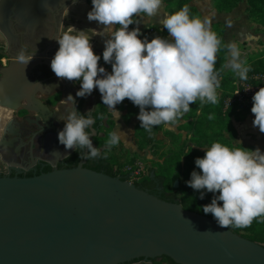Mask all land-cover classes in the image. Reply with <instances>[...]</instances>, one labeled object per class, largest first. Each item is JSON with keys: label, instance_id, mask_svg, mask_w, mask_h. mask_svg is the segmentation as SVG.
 Listing matches in <instances>:
<instances>
[{"label": "water", "instance_id": "water-1", "mask_svg": "<svg viewBox=\"0 0 264 264\" xmlns=\"http://www.w3.org/2000/svg\"><path fill=\"white\" fill-rule=\"evenodd\" d=\"M82 2L89 4L0 0V34L9 59L0 66V106L49 112L36 96L41 83L31 76L38 65H51L59 44L24 65L17 62L18 40L34 45L56 18L60 33L65 8ZM85 162L32 177H0V264H128L141 258L148 264L162 256L177 264H264V244Z\"/></svg>", "mask_w": 264, "mask_h": 264}, {"label": "clouds", "instance_id": "clouds-1", "mask_svg": "<svg viewBox=\"0 0 264 264\" xmlns=\"http://www.w3.org/2000/svg\"><path fill=\"white\" fill-rule=\"evenodd\" d=\"M91 2L88 20L103 25V30L70 25L65 26L63 33L46 36L59 44L51 69L58 78L80 81L76 96L85 97L98 88L102 104L115 110L127 98L139 107L140 128L149 131L162 123H174L198 98L202 102H217L219 80L214 66L221 41L206 27V21L190 18L187 5L161 21L171 39L154 36L148 40L140 38L138 27L129 30V26L137 14L155 16L162 0ZM96 35L104 38L102 56L105 63L111 64V72L98 65L101 57L90 43ZM227 47L230 59L226 67L246 80L249 68L240 60L239 48L234 43ZM35 52L36 49L28 57L19 53L17 62L27 65ZM68 98L75 105L74 98ZM252 102L253 127L264 133V86L254 93ZM90 113L91 110L81 114L74 106L61 117L64 128L58 132V140L65 149H80L83 159L101 155L86 131L94 124ZM123 135V131L111 133L106 147L118 145ZM195 164L200 172L193 170L186 183L200 192L201 199L205 191L213 193L211 203L203 205V212L212 214L220 227L246 228L253 219L264 216V152L259 147L230 148L215 142L205 148V155L197 157Z\"/></svg>", "mask_w": 264, "mask_h": 264}, {"label": "trees", "instance_id": "trees-1", "mask_svg": "<svg viewBox=\"0 0 264 264\" xmlns=\"http://www.w3.org/2000/svg\"><path fill=\"white\" fill-rule=\"evenodd\" d=\"M241 0H215L216 9L219 12H230L238 7ZM249 7V16L264 25V0H246ZM90 4V0H87ZM166 9L173 14L183 8L185 5L189 7V16L200 18L202 21L203 17L198 8L192 4V0H164ZM118 28V27H117ZM224 26L221 21L214 24V33L221 41L219 49L216 53L215 71L218 74L219 86L217 92V102L215 104L204 101L202 106H197L196 110L200 111V116L196 120L190 122L187 129H194L196 135L192 137L196 147L189 146L186 150H179L171 153L168 156H164L161 152L157 157L158 170L155 172V178L148 176L143 178L139 182H134L139 188L145 189L146 187H154L158 182L164 196H158L164 200L170 202H179L182 206L190 211L204 214L211 218H214L212 214H205L203 212V205L211 203L213 193L205 191L203 199L200 198V192L194 190L186 181L191 179V173L193 170L200 172L195 164L197 157H203L205 155V148L211 147L215 142H219L230 148H248L249 146L237 142L238 130L234 125L233 118L239 115V104L228 103V99L234 96V92L240 87L242 82L248 83H259L264 86V55L262 57L253 60L249 64L251 70L247 73V79H240L236 73L226 67L228 57V47L224 37ZM158 36L168 39L167 30L163 27L159 29ZM153 37L149 38L151 40ZM6 57L5 54L0 53V60ZM103 57V56H102ZM248 64V65H249ZM1 65V63H0ZM250 68V66L248 67ZM220 92L218 93V91ZM129 100V99H127ZM198 105V104H197ZM192 105L189 106V109ZM132 114H139V107H130ZM186 113V112H184ZM182 113L181 115H183ZM212 117L209 119V117ZM107 118V119H106ZM110 118V112L106 105L102 104V99L99 101L98 110L96 113V119L102 122V127L105 121ZM192 119V118H191ZM113 123V122H112ZM152 127L151 131L144 128H140V121L136 123V133L133 137V144L137 149L143 150L146 146L154 147L156 144L162 145L164 135L170 137L172 140L177 138L175 132L171 130H165L164 125ZM217 125V127H215ZM215 127V131L212 134H208L207 131ZM99 128V123L98 127ZM122 151L125 153L126 150L122 147ZM90 162L94 165H89L88 168L98 172H104L111 176L121 177L123 180H129V172H125L122 167L116 163L115 157L111 154H107L106 148L103 153V158L99 160L90 159ZM184 165V168L182 166ZM115 167L117 169L115 170ZM179 181V189H175V182ZM146 190V189H145ZM181 192V197L178 198L177 191ZM218 194V193H217ZM222 203V202H220ZM234 232L253 240L255 242L264 244V216H258L253 219L250 226L246 228H235L230 227ZM142 260L135 259L131 262ZM152 264H177L168 256H162L160 258L152 259Z\"/></svg>", "mask_w": 264, "mask_h": 264}, {"label": "flooded vegetation", "instance_id": "flooded-vegetation-1", "mask_svg": "<svg viewBox=\"0 0 264 264\" xmlns=\"http://www.w3.org/2000/svg\"><path fill=\"white\" fill-rule=\"evenodd\" d=\"M58 20L56 18L53 28L46 36L54 37L58 34ZM55 41V38L45 37L37 40L34 45L26 46L24 38L20 37L17 52H26L30 56L36 49L34 54V59H36L46 50L49 53V47ZM4 43L6 45L5 38ZM0 50L6 56L0 60V66L7 65L9 59L5 46L3 49L0 46ZM4 60L6 62H3ZM31 78L35 83H41L36 96L49 108V112L35 115L34 112L20 108L15 111L10 110L9 118L0 119V177H32L54 170L73 168L84 160H86L84 167L94 165L90 159L80 157V149H65L58 140V132L64 128V121L61 117L71 112L74 106L81 114H87L91 110L90 115L94 120L92 126L97 130V134L93 135L91 128L86 131L91 134L94 146L100 149L101 155L98 159L101 160L105 146L98 145L95 141L101 135L100 124H102L96 119L98 104L101 100L98 88H95L90 95L78 97L76 92L81 86L80 81L58 78L46 63L38 65ZM69 95L74 98L75 105L73 100L68 98ZM98 123L99 128H96ZM41 128L42 131H40ZM145 189L156 196H164L158 182L154 187Z\"/></svg>", "mask_w": 264, "mask_h": 264}, {"label": "rangeland", "instance_id": "rangeland-1", "mask_svg": "<svg viewBox=\"0 0 264 264\" xmlns=\"http://www.w3.org/2000/svg\"><path fill=\"white\" fill-rule=\"evenodd\" d=\"M87 4V3H86ZM92 2L90 0V4ZM212 5L214 8L215 0H212ZM210 7V6H206ZM82 10L80 7L75 6L73 9L66 12V15L62 24V32L65 31V26H75L77 29H94L88 19H85L83 15H81ZM231 14H228L225 22L223 23L224 28V37L227 43H234L239 48L241 53L240 60L244 63L245 67H249L251 70V63L253 60H256L259 57L264 55V25L261 22L253 20L249 16V7L246 0H241L238 7L234 10L230 11ZM202 14V13H201ZM203 17V14H202ZM214 15H207L203 17V20L206 21L207 28L214 32V24L212 28H210V23L212 19H215ZM116 27H118L116 25ZM91 34V33H90ZM94 52L99 55L101 58L98 61L99 66H103L105 69L111 67V64H107L104 62L102 53L104 50V38L99 37V35L93 36L90 41ZM0 46L3 49L5 46L4 38L0 34ZM2 53V50H0ZM230 59V55L228 52L227 63ZM3 62H6L4 60ZM249 64V65H248ZM110 69L107 72H111ZM236 73V72H235ZM238 76V74L236 73ZM220 90L218 91V93ZM101 94H99V99ZM204 101H200L199 98L195 103L191 104L189 111L184 113L183 115H179L176 121L172 124H165V130H171L175 132L177 138L172 140L170 137L164 135V139L162 145L156 144L154 147L146 146L143 150H136V146L133 144V137L136 133V123L138 120V114L134 115L130 111V107L135 106L130 100L127 98L124 99L123 102L116 105V109H109L110 118L108 121H105L103 126L101 127V135L95 141L98 145H104L106 148L107 154H111L115 157L116 163L119 167H122L125 172H129V180L132 182H139L143 178L151 176L155 178V172L158 170L157 160L159 154L162 152L164 156H168L173 152L179 150H186L187 147L192 146L196 147L195 143L192 140V137L196 135L194 129H187V126L193 120H196L200 116V111H197V106H202ZM252 100L246 104L239 105V115L236 118H233L234 125L237 130L243 134L242 140H246V137L257 138V127H253L254 114L251 112ZM198 104V105H197ZM10 114V113H9ZM192 118V119H191ZM107 119V118H106ZM250 120L251 122H248ZM113 122V123H112ZM216 124L215 127H217ZM215 127L209 129L207 131L208 134H212L215 131ZM114 131L119 132L123 131L124 135L121 137L120 143L108 149L106 147V143L110 138V134ZM259 131V130H258ZM122 147L128 148L124 153L122 151ZM263 151V150H262ZM184 168V165L182 166ZM135 172V173H132ZM179 184V181H178ZM160 185V184H159ZM175 189H179L175 187ZM178 198L181 197V192L177 191ZM128 264H142V260L130 262ZM148 264H152V262H148Z\"/></svg>", "mask_w": 264, "mask_h": 264}, {"label": "crops", "instance_id": "crops-1", "mask_svg": "<svg viewBox=\"0 0 264 264\" xmlns=\"http://www.w3.org/2000/svg\"><path fill=\"white\" fill-rule=\"evenodd\" d=\"M192 4L198 8V10L203 14V17L207 16V15H211V14L216 16L215 19H212L211 22L209 21L210 28H212L213 24L218 22V21L225 22L227 15L232 13V12H219L216 9V7L214 8V6L212 5V0H192ZM206 6H210V7L206 8ZM79 7L82 10L81 15H83V17L85 19H88L87 14L90 11V9L86 8V5H81ZM71 9H73V8H71ZM168 15H171V14L166 9L164 0H162L161 7L155 16L148 17L144 13L137 14L136 16L133 17L134 23L132 24V27L133 28L138 27L140 29V32H143L147 28L152 27V26L159 28V29H162L164 26L161 23V21ZM90 22H91V25L93 26L94 29H97L98 31L103 30V27H104L103 25L98 24L96 21H90ZM206 27H207V25H206ZM168 39H171V37L168 36ZM110 69H112V66L110 68L108 67L106 69V71H109ZM2 108H3V110L6 109V108L0 106V111H2L1 110ZM6 110H8V109H6ZM8 111H10V110H8ZM8 113H10V112H8ZM7 118H9V114H8ZM2 119H4V118H2ZM248 122H251V121L248 120ZM257 129L259 130L258 127H257ZM258 130H257V133H258L257 136L258 137L257 138L250 137L251 140L249 139V137H246L247 138L246 140H242L243 134L239 130L237 142L245 144V145L249 146L250 149H253V150L255 148L259 147L260 150L261 151L263 150L262 152H264V133H261L260 130L259 131ZM124 148H125V150L128 149L126 147H124ZM136 150H139V149H136ZM142 264H144L143 261H142Z\"/></svg>", "mask_w": 264, "mask_h": 264}, {"label": "built area", "instance_id": "built-area-1", "mask_svg": "<svg viewBox=\"0 0 264 264\" xmlns=\"http://www.w3.org/2000/svg\"><path fill=\"white\" fill-rule=\"evenodd\" d=\"M119 27V25H117ZM133 27L132 25L129 26V30H131ZM159 28H156L154 26L147 28L145 31L140 32V38L144 39L145 37L147 39L158 36ZM261 85L259 83H248V82H242L240 84V87L234 92V96L230 97L228 99V103H238L240 104H246L249 103L252 100V96L256 91L259 90ZM117 167H115V170ZM135 173V172H132Z\"/></svg>", "mask_w": 264, "mask_h": 264}, {"label": "bare ground", "instance_id": "bare-ground-1", "mask_svg": "<svg viewBox=\"0 0 264 264\" xmlns=\"http://www.w3.org/2000/svg\"><path fill=\"white\" fill-rule=\"evenodd\" d=\"M81 5H86V8H88V9H92V7H93V5H89V4H86V3H84V2H82V3H80V4H76V5H73L72 7H70L69 9H68V11L71 9V8H74L75 6H77V7H79V6H81ZM91 23V22H90ZM2 111H0V118H4V119H7V117H8V112H10V111H8V110H3V108L1 109Z\"/></svg>", "mask_w": 264, "mask_h": 264}]
</instances>
